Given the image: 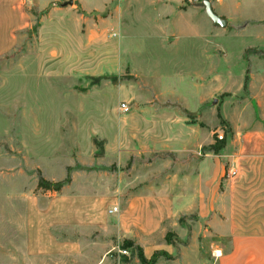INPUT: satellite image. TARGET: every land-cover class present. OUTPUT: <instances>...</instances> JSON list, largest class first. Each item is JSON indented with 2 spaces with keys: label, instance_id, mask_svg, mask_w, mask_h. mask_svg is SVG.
Returning <instances> with one entry per match:
<instances>
[{
  "label": "rangeland",
  "instance_id": "obj_1",
  "mask_svg": "<svg viewBox=\"0 0 264 264\" xmlns=\"http://www.w3.org/2000/svg\"><path fill=\"white\" fill-rule=\"evenodd\" d=\"M69 1L57 0L43 13L30 9L34 26L10 54L0 57V264H194L189 255L207 249L215 239L198 236L190 249L191 225L153 236L155 243L171 244L172 255L123 256L118 254L121 245L95 229L54 231L60 240L101 244L85 249L79 258L25 254L27 198L88 193L114 202L151 187L177 186L184 164L202 159L200 146L207 133L220 128L212 141L221 142L231 132L213 111L226 95L196 107L207 91L181 80L194 70L192 61L181 60V43H150L144 20L140 30V19L133 15L114 18L113 8L124 4L113 0L88 16L96 26L89 49L82 48L85 26L75 18L81 11ZM114 21H122L121 39ZM201 62L194 63L199 68ZM121 103L127 104L128 113L119 110ZM41 108L53 114L31 115L32 109ZM222 131L224 137L218 138ZM39 174L50 182L68 177L70 183L59 193L43 192L36 189ZM111 243L114 248L104 247Z\"/></svg>",
  "mask_w": 264,
  "mask_h": 264
},
{
  "label": "crops",
  "instance_id": "obj_2",
  "mask_svg": "<svg viewBox=\"0 0 264 264\" xmlns=\"http://www.w3.org/2000/svg\"><path fill=\"white\" fill-rule=\"evenodd\" d=\"M55 1L0 0V57L10 54L34 26L30 9L43 13ZM112 1L73 0L75 11H81L75 18L85 26L82 48L89 49L96 26L88 16L103 11ZM202 1H208L215 15L226 21L225 28H216L196 5ZM123 4L113 8L114 18L133 15L140 19L138 29L144 20L150 43H181V60L194 64V70L181 80L189 79V84L207 91L196 107L208 100L215 104V97L226 95L213 111L219 112L231 132L225 134L224 146L217 153L211 150L212 137L220 128L207 133L200 146L204 147L202 159L184 164L177 186L151 187L144 194L114 202L88 193L27 198L25 254L36 259L79 258L99 243L60 240L54 231L95 229L115 240L118 248L129 244L125 250L132 256L138 251L145 257L160 251L172 255V245L155 243L153 236L164 237L167 229L191 225L190 249L198 236L215 239L207 249L192 256L187 253L194 264H264V0H123ZM46 17H41L42 25ZM113 29L121 39L122 21H114ZM190 52L198 59L190 57ZM201 60L198 68L195 63ZM50 112L41 108L30 113L37 117ZM221 133L218 138L224 137ZM230 171L236 174L226 180ZM113 208L117 211L109 213ZM177 236L182 239L180 233ZM104 247L114 248L112 243Z\"/></svg>",
  "mask_w": 264,
  "mask_h": 264
},
{
  "label": "trees",
  "instance_id": "obj_3",
  "mask_svg": "<svg viewBox=\"0 0 264 264\" xmlns=\"http://www.w3.org/2000/svg\"><path fill=\"white\" fill-rule=\"evenodd\" d=\"M225 141H221L218 142L217 140H214V144L211 147V150L213 151V153H217L221 148H223ZM69 171V170H68ZM70 180L67 177L66 179H64L63 181L60 182H50L45 180L44 178H42L39 174L38 178H37V182H36V189L37 190H42L43 192H56L59 193L62 188L66 185H69ZM170 245V244H168ZM122 248L125 249H129V244L124 243ZM139 256L142 255L141 251H138Z\"/></svg>",
  "mask_w": 264,
  "mask_h": 264
},
{
  "label": "water",
  "instance_id": "obj_4",
  "mask_svg": "<svg viewBox=\"0 0 264 264\" xmlns=\"http://www.w3.org/2000/svg\"><path fill=\"white\" fill-rule=\"evenodd\" d=\"M68 5H72V2L69 1ZM196 5L205 10L207 17L211 20V22L216 28H225L226 21L220 19L219 17L215 15V13L212 10L211 4L208 1H202Z\"/></svg>",
  "mask_w": 264,
  "mask_h": 264
},
{
  "label": "built area",
  "instance_id": "obj_5",
  "mask_svg": "<svg viewBox=\"0 0 264 264\" xmlns=\"http://www.w3.org/2000/svg\"><path fill=\"white\" fill-rule=\"evenodd\" d=\"M119 110L122 112V113H128V111H129V108H128V106H127V104H125V103H121L120 105H119ZM235 172L234 171H230L229 173H227L226 175H225V179L227 180V179H230V178H233L234 176H235ZM117 211V209L116 208H113L109 213H111V212H116ZM118 254H121V255H123V256H128V252H127V250H124V249H122V250H119L118 249Z\"/></svg>",
  "mask_w": 264,
  "mask_h": 264
}]
</instances>
